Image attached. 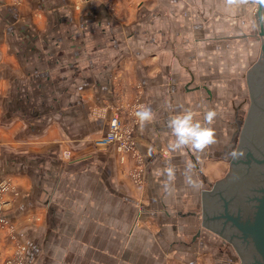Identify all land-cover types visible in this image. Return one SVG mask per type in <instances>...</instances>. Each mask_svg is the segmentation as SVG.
<instances>
[{
    "label": "crops",
    "instance_id": "crops-1",
    "mask_svg": "<svg viewBox=\"0 0 264 264\" xmlns=\"http://www.w3.org/2000/svg\"><path fill=\"white\" fill-rule=\"evenodd\" d=\"M147 1L0 0V182L12 183L0 264L14 249L8 229L27 247L25 264H241L202 223L201 196L228 167L241 117L232 110L227 137L229 119L212 108L210 83L192 85L196 73L179 58L192 78L184 103L177 99L170 61L178 53L163 42L176 28L186 34L182 23H198L204 51L235 68L227 56L246 55L240 43H259L261 55L256 11L260 2L264 23V0H155L176 9V27L160 31L143 26L159 18ZM139 3L149 15L133 12ZM147 104L154 117L142 122L137 109ZM187 110L214 129L203 150L169 147L168 121ZM116 114L132 152L96 143Z\"/></svg>",
    "mask_w": 264,
    "mask_h": 264
},
{
    "label": "rangeland",
    "instance_id": "rangeland-1",
    "mask_svg": "<svg viewBox=\"0 0 264 264\" xmlns=\"http://www.w3.org/2000/svg\"><path fill=\"white\" fill-rule=\"evenodd\" d=\"M11 1L13 2L14 5L22 6L24 5L26 0H11ZM154 3H155V0H148L146 2V4L148 5L147 7H150V9L156 8V7H153ZM168 5H171V4L166 3L164 4L163 7L156 8L154 11V15L159 16V18H157L155 22L153 20L154 23L153 22L152 23L149 22L150 24L144 23L143 26L150 25L149 29H153V30L157 29L158 31H160L161 29L160 26L164 28L165 26L169 27V26L174 25L176 27V17H175L176 9L173 6L168 7ZM144 6L143 4L139 3L138 5L133 7V12L137 15L145 14L146 12H143V11L144 10L148 11V10ZM195 9L198 10L202 14L204 13L203 6L202 7L195 6ZM180 14L185 15L186 11L182 10ZM35 15L38 16L39 13L36 12ZM173 20L175 21V24L171 23ZM153 24L156 27L152 28ZM182 24L184 25L186 34H183V32L181 33L176 32L177 30L176 28L175 30L176 38L169 35L170 38L166 37L168 39H166L165 42H163L165 47L175 46L176 53H178L176 56L172 57L170 61L172 63L176 61V98L180 99L184 103L185 98L187 97L186 96L187 92L185 91L186 84L191 81L192 77L190 76L188 71L182 70L183 66L181 64H186L188 66H191L194 72L196 73L195 74L196 77L192 85L201 84L204 81H208V83H210V87L212 88V92L214 93L212 108L216 110L219 107H222L223 110L226 111V114H227L226 116L229 119V124L231 126L229 130L228 129L226 130L227 137H230L231 132H235V124L233 122L234 120H236V118L233 119L232 110H234L235 112H238V117H241V125L233 141L232 152L229 156L231 159L233 157V153L234 152L236 153L237 148L239 146V138L241 136L239 132L243 124L242 120L244 119V115H246V111L248 110L247 104H250V101H251V94H250L251 78L249 74L253 68L252 67L253 65L250 66L251 69H248L249 66L247 62H249L250 60H253L252 61L254 62L253 64L258 62L260 58V49H259L260 45L258 43V45L250 46V45H244V42L240 43L242 45L239 44V50L240 48L243 50L246 48H249V49L245 50L246 55L244 53L236 54L235 51H234L235 53L230 52V55L227 56V59H228V62L232 63L235 68L228 67L229 69H227L225 65H222L219 56L215 57L212 55H208L204 51L203 42H200V41H203L200 39L204 37L203 27L202 26L200 27L199 25H197L198 23H190V24L182 23ZM249 50H251V53L253 51V55H248ZM194 51H196V53H194ZM178 58L182 60L181 64ZM240 64H244V66L242 67V69L236 70V66ZM205 77L207 79H205ZM249 79H250V82H249ZM203 91H204L203 92L204 95H206V91L205 90ZM197 97L200 98L199 95H193V96L190 95V98H197ZM197 99L192 100V102L190 103H192L193 105L195 104L196 106L199 107V105H201V102ZM233 102L237 103V105L239 106H235V108L231 109ZM123 124L125 126L124 129L128 130V127L125 125V123ZM214 124H215V121H214ZM100 146H108V145H100ZM227 171H228V167H226L224 171H222L221 176L223 177ZM212 186L213 184L210 185V187ZM7 233H8L7 236L10 239V241L14 242V249L11 252V254L3 261V264H16L19 261L18 259H20L21 257L20 249L22 246L25 245V243L18 240L17 238L18 236L16 234L17 232H15L14 230L8 229ZM229 247H230L229 249L235 251L234 246L232 244H230ZM26 250H27V247H26ZM25 257H26V252H25ZM238 259L240 263L243 264L239 257ZM25 263L26 261L24 258L23 264Z\"/></svg>",
    "mask_w": 264,
    "mask_h": 264
},
{
    "label": "flooded vegetation",
    "instance_id": "flooded-vegetation-1",
    "mask_svg": "<svg viewBox=\"0 0 264 264\" xmlns=\"http://www.w3.org/2000/svg\"><path fill=\"white\" fill-rule=\"evenodd\" d=\"M255 72L256 78L253 85L256 89V98H251L249 110L246 111V115H244V119L242 120L243 124L239 132L241 135V147L239 146V148H237L236 155L234 156L235 158L230 159L232 168L229 174L220 185L215 186L217 184H214L216 192L209 194V197L205 200L207 211L206 222L212 227L218 228L225 236L232 239L237 244L240 258L244 261V264H264V260H262L256 250L252 248L253 246L250 241L241 239L242 234L237 230L238 228H235L236 226H234L233 222L227 219L226 214L229 212L233 213L234 209L237 208V203L243 207L239 213H246L250 205L256 202L254 198L260 194L258 187H251L250 183L258 181L259 178L264 179V169L262 168L264 165H260L256 161V157L258 156L259 158H263L258 155L260 151L258 148L264 146L261 144L260 140H257L263 136L264 124H257L255 126H251L250 124V126L246 128L249 114L251 115V120L253 119L256 122H258L264 114V69L260 67ZM258 106L262 112L253 110ZM258 123H260V121ZM243 136L245 137L244 142H242ZM234 160L236 161L235 163ZM242 187L243 195L240 197ZM238 197L244 201H234L235 198Z\"/></svg>",
    "mask_w": 264,
    "mask_h": 264
},
{
    "label": "water",
    "instance_id": "water-1",
    "mask_svg": "<svg viewBox=\"0 0 264 264\" xmlns=\"http://www.w3.org/2000/svg\"><path fill=\"white\" fill-rule=\"evenodd\" d=\"M262 9H263L262 4H260V2H258L257 3V11H256V21L259 25V28H260V31L262 34V51H261V55H260V58H259L257 64L253 67V69L251 71V83H250L251 98L255 97V92H256V89L254 88V85H253V83L255 82V78H256V72L255 71L257 69H259L260 67H262L264 69V23H263V17H262ZM260 20H261V22H259ZM247 106H248V110H249L250 105L247 104ZM253 110H255V111L259 110L258 112H260V111L262 112V110L259 108V106L256 109L254 108ZM247 119L248 120L246 122V128L249 127L250 124H251V126H255L257 124H264V114L259 119L260 123H258L259 121L256 122L253 119L251 120L250 114H249ZM262 134H263V136H261V138H259L257 141L260 140L261 144H263V146H264V133H262ZM244 136H243L242 142H244V138H245ZM249 139H251V138H249ZM240 143H241V136L239 138V146H240ZM239 146H238V148H239ZM258 149H260V151L258 152V155H260V157H263V158H259V156H258V157H256L257 158L256 161L260 165H264V147H259ZM234 158L235 157L233 156L231 159H234ZM230 161L228 162V171L225 173V175L222 178L214 181V184H217L215 186L220 185V183L224 181L226 176L231 171L232 167L230 165ZM235 162L236 161L234 160V163ZM262 168L264 169V166H262ZM214 184H213V186H214ZM215 186L213 188H211V190H201L202 223L207 228H210L212 230L213 235H219L226 242L232 244L234 246L236 255L240 258V255H239L240 252H239V248H238L237 244L232 239L225 236L222 233V231H220L218 228L216 229L206 222L207 211H206L205 200H207V198L209 197L208 196L209 194L216 192ZM250 186L251 187L255 186V188L258 187V190L260 192V194L254 198V199H256V202H254L253 204L250 205V208L248 211H246V213H242V212L239 213L241 208H243V207L238 205V203H237V208L234 209L233 213L229 212L228 214H226V217H227V219H230L233 222L234 226H236L235 227L236 229L238 228L237 230H239L240 234H242L241 239L250 241V243L253 246L252 248H254L256 250V252L258 253V255L260 256V258L262 260H264V179L259 178L258 181L254 182V183H250ZM240 192H241V195H240V197H241L243 195V187H242V191H240ZM234 201L243 202L244 200L242 201V199H239V197H238V198H235ZM240 260H241V258H240ZM241 262L244 264V261L241 260Z\"/></svg>",
    "mask_w": 264,
    "mask_h": 264
},
{
    "label": "clouds",
    "instance_id": "clouds-1",
    "mask_svg": "<svg viewBox=\"0 0 264 264\" xmlns=\"http://www.w3.org/2000/svg\"><path fill=\"white\" fill-rule=\"evenodd\" d=\"M137 114L142 122L150 121L154 117V108L151 104L141 106L137 109ZM214 112L205 113L204 120L207 125L211 124ZM194 113L191 110L177 112L172 115L168 121V126L174 136V140L169 141V147L173 150L182 149L183 146H189L194 150H203L209 143L214 142V129L211 126H205L199 120H194ZM236 153H233L235 156ZM171 174V169H168Z\"/></svg>",
    "mask_w": 264,
    "mask_h": 264
},
{
    "label": "built area",
    "instance_id": "built-area-1",
    "mask_svg": "<svg viewBox=\"0 0 264 264\" xmlns=\"http://www.w3.org/2000/svg\"><path fill=\"white\" fill-rule=\"evenodd\" d=\"M124 124L119 114H116L110 121L107 133L96 140L98 145L114 144L121 152H132L133 141L131 138V131L124 129ZM66 156H70V151L65 152ZM12 189V183L9 180L0 182V233L8 224L5 215L6 194ZM26 246L20 249V259L16 264H23L25 258ZM24 254V255H23Z\"/></svg>",
    "mask_w": 264,
    "mask_h": 264
}]
</instances>
